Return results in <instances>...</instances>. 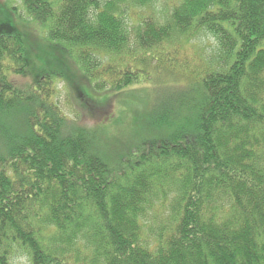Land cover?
<instances>
[{"label":"trees","instance_id":"obj_1","mask_svg":"<svg viewBox=\"0 0 264 264\" xmlns=\"http://www.w3.org/2000/svg\"><path fill=\"white\" fill-rule=\"evenodd\" d=\"M156 1L0 0V264H264V0Z\"/></svg>","mask_w":264,"mask_h":264},{"label":"rangeland","instance_id":"obj_2","mask_svg":"<svg viewBox=\"0 0 264 264\" xmlns=\"http://www.w3.org/2000/svg\"><path fill=\"white\" fill-rule=\"evenodd\" d=\"M175 0H157L150 6V10L158 17H161L162 20H165L168 16V13L170 11V7L172 6V3ZM194 46L193 49L196 51L199 50L200 54L202 55L204 51L207 49L210 50V48H216V41L208 36V35H201L199 38H197L195 41L193 40ZM186 55L191 56L192 51L189 50V48H186ZM192 57V56H191ZM190 57V58H191ZM118 101H116L117 103ZM129 116H124L123 121H128ZM120 125V123H118ZM17 261H22V257L17 258Z\"/></svg>","mask_w":264,"mask_h":264}]
</instances>
